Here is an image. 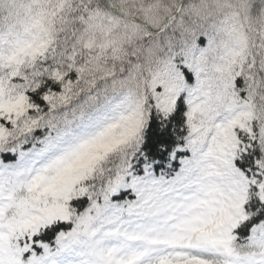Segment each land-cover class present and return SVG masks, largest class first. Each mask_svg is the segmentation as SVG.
Masks as SVG:
<instances>
[{"label":"snow or ice","instance_id":"obj_1","mask_svg":"<svg viewBox=\"0 0 264 264\" xmlns=\"http://www.w3.org/2000/svg\"><path fill=\"white\" fill-rule=\"evenodd\" d=\"M0 264H264V0H0Z\"/></svg>","mask_w":264,"mask_h":264}]
</instances>
